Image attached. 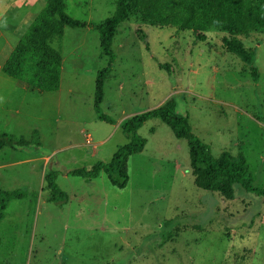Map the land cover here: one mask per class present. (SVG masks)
Listing matches in <instances>:
<instances>
[{"label":"rangeland","instance_id":"1","mask_svg":"<svg viewBox=\"0 0 264 264\" xmlns=\"http://www.w3.org/2000/svg\"><path fill=\"white\" fill-rule=\"evenodd\" d=\"M38 1L18 11L9 7L18 0H0L7 19H20L8 21L11 43L0 44L6 86L0 87L6 88L0 90V133L31 140L38 131L42 143L0 151V191L37 193L9 203L0 223V264H264V197L240 185L234 200L197 188L187 141L159 119L139 130L146 146L129 160L127 188L113 187L105 173L97 179L68 175L109 163L129 143L122 121L173 100L176 114L188 118L216 158L224 152L243 156L255 184L264 188V30L238 36L255 52L256 84L249 66L224 48L229 33L210 30L201 33L206 41L196 43L193 31L134 17L123 23L101 105L111 124L94 110L97 74L108 57L92 27H66L62 41L52 43L62 56L59 91L34 90L2 72L48 0ZM65 3L70 17L93 26L117 8L116 0ZM49 170L60 172L57 183L69 196L62 209L47 201Z\"/></svg>","mask_w":264,"mask_h":264},{"label":"trees","instance_id":"2","mask_svg":"<svg viewBox=\"0 0 264 264\" xmlns=\"http://www.w3.org/2000/svg\"><path fill=\"white\" fill-rule=\"evenodd\" d=\"M116 3L114 15L100 25L93 26L70 17L66 12L65 0H48L15 46L3 65L2 72L34 90L57 92L61 86L63 64L60 51L52 43L62 41L66 27H92L99 32L103 54L108 57L107 67L97 74L94 110L101 121L114 124V120L101 109L105 98V82L116 61L112 44L119 27L134 17L153 26L193 31L196 43L206 41L207 36L201 33L210 30L229 33L232 38L223 39L224 48L248 65L254 83H259L260 70L255 66V52L246 48L238 36H249L253 31L264 30V0H116ZM147 49L149 50L148 45ZM159 67L171 71L169 65L159 63ZM152 119L161 120L172 129L177 139L187 141L191 171L197 188L218 193L227 200H234L235 186L240 185L244 191L264 197V188L255 184L245 158L241 155L235 157L230 152H224L216 158L211 147L193 133L188 118L176 114L173 100L122 121L120 127L129 143L120 147L109 163L98 162L91 169H75L68 175L97 179L105 173L113 187L120 190L127 188L130 181L129 160L142 153L146 146L139 130ZM38 135L36 131L34 137L28 140L13 134L0 133V150L38 149L42 147ZM59 174V171L49 170L45 174V181L49 191L47 201L62 209L69 202V196L57 183ZM36 194L22 190L0 191V223L11 201L31 198ZM171 222L172 220L165 221L164 226L167 227ZM167 241L168 235H165L162 243ZM1 242L0 237V245Z\"/></svg>","mask_w":264,"mask_h":264},{"label":"crops","instance_id":"3","mask_svg":"<svg viewBox=\"0 0 264 264\" xmlns=\"http://www.w3.org/2000/svg\"><path fill=\"white\" fill-rule=\"evenodd\" d=\"M38 1V0H37ZM36 0H18V2L17 3H14V4H11V5H9V7H14V5L16 6L17 5V7H20V10H18V11H21V9H23V11H25L26 9H27V7L28 6H30V5H33V4H36V3H38ZM20 3V4H19ZM47 3V1L45 2V4ZM40 4V3H39ZM45 6V5H44ZM4 7V6H3ZM2 3H0V44H10L11 43V39H10V36H7L6 37V35L7 34H9L10 35V31H11V29L12 28H9L8 27V21H13V22H17L18 24H20L19 23V18H17V19H15L14 20V17H16V16H13V17H9L8 19H7V15H6V12H5V10H3L2 8ZM43 8V7H42ZM15 11H17V9L15 10ZM14 11V12H15ZM19 13V12H18ZM14 15V14H13ZM19 15V14H18ZM21 15V14H20ZM20 15L18 16V17H20ZM11 19V20H10ZM14 50V49H13ZM13 52V51H12ZM11 55V54H10ZM9 58V57H8ZM5 64V63H4ZM3 67V66H2ZM62 69H63V65H62ZM1 70H2V68H1ZM13 79V78H12ZM16 80V79H15ZM0 84H1V86L0 87H6L5 86V84H3L2 83V80L0 79ZM27 85V84H26ZM28 86V85H27ZM61 87V86H60ZM1 89H3L4 91H6L5 89L6 88H0V90ZM32 89V88H31ZM1 94H4V92H0ZM14 135V134H13ZM16 136V135H15ZM20 137H22V136H20ZM5 149V148H4ZM10 149V148H9ZM0 151H3V150H0ZM0 168H5V166H0Z\"/></svg>","mask_w":264,"mask_h":264},{"label":"built area","instance_id":"4","mask_svg":"<svg viewBox=\"0 0 264 264\" xmlns=\"http://www.w3.org/2000/svg\"><path fill=\"white\" fill-rule=\"evenodd\" d=\"M88 143H89V144H91V141H90V139L88 140Z\"/></svg>","mask_w":264,"mask_h":264}]
</instances>
